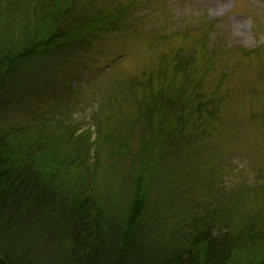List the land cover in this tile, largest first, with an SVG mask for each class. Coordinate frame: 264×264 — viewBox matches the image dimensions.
<instances>
[{
    "label": "rangeland",
    "instance_id": "rangeland-1",
    "mask_svg": "<svg viewBox=\"0 0 264 264\" xmlns=\"http://www.w3.org/2000/svg\"><path fill=\"white\" fill-rule=\"evenodd\" d=\"M108 2L105 11L123 13L88 47L26 58L0 77V136L46 137L57 156L83 145L101 195L114 193L143 173L148 133L180 111L160 106L186 86L184 100L200 109L189 108L179 149H163L167 169L149 187L140 233L170 238L212 209L238 225L264 222V0Z\"/></svg>",
    "mask_w": 264,
    "mask_h": 264
},
{
    "label": "trees",
    "instance_id": "trees-1",
    "mask_svg": "<svg viewBox=\"0 0 264 264\" xmlns=\"http://www.w3.org/2000/svg\"><path fill=\"white\" fill-rule=\"evenodd\" d=\"M52 1L0 0V77L26 58L88 47L123 13L105 11L108 0L103 7L100 0ZM185 87L160 106V113L180 111L156 134L150 120L141 130L154 143L143 173H129L114 193L101 195L96 168L79 158L83 145L57 156L46 137L0 136V264H264V222L252 217L238 225L212 209L191 215L170 238L140 233L152 207L149 187L167 166L163 149H179L193 129L189 108L195 116L200 109L196 97L194 107L184 100Z\"/></svg>",
    "mask_w": 264,
    "mask_h": 264
}]
</instances>
